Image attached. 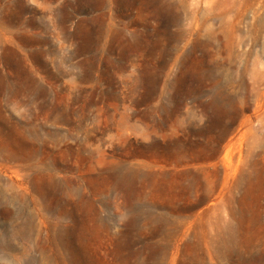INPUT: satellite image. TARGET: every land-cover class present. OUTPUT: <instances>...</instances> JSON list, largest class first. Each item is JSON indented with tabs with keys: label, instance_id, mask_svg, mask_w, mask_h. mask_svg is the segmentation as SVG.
<instances>
[{
	"label": "rangeland",
	"instance_id": "1",
	"mask_svg": "<svg viewBox=\"0 0 264 264\" xmlns=\"http://www.w3.org/2000/svg\"><path fill=\"white\" fill-rule=\"evenodd\" d=\"M0 264H264V0H0Z\"/></svg>",
	"mask_w": 264,
	"mask_h": 264
}]
</instances>
